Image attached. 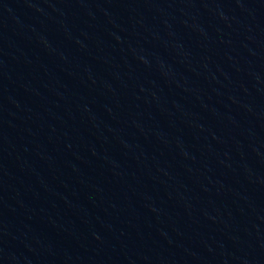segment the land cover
Wrapping results in <instances>:
<instances>
[{
	"label": "water",
	"instance_id": "95a60500",
	"mask_svg": "<svg viewBox=\"0 0 264 264\" xmlns=\"http://www.w3.org/2000/svg\"><path fill=\"white\" fill-rule=\"evenodd\" d=\"M0 264H264V0H0Z\"/></svg>",
	"mask_w": 264,
	"mask_h": 264
}]
</instances>
